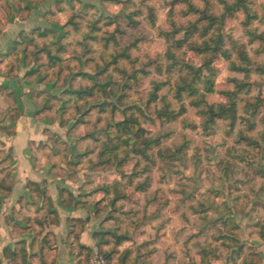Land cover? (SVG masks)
Returning a JSON list of instances; mask_svg holds the SVG:
<instances>
[{
  "label": "rangeland",
  "instance_id": "1",
  "mask_svg": "<svg viewBox=\"0 0 264 264\" xmlns=\"http://www.w3.org/2000/svg\"><path fill=\"white\" fill-rule=\"evenodd\" d=\"M172 1L19 0L21 4L28 2L37 5V21L29 31H24V35H28L27 38L35 41L41 48L44 45H49L54 50L59 46L63 47L58 52L62 58V74L58 75L57 70L53 74L54 70L49 71L47 67H43L40 72L26 78L29 71L37 69L36 65L25 68L23 72L22 79L30 83V89L33 90L31 97L36 104L47 100L50 95H56L54 102L60 109L62 103L58 97L66 89L71 73L94 74L98 68L103 67L105 60H110L115 50L120 51L134 41L138 48L129 51L131 58L120 60L117 66L111 65L100 79L111 78L115 82L112 87L116 90L123 84L124 70L127 73L142 69L149 72L147 76L139 73L138 79L129 80V85L124 86L120 92L98 94L96 98L89 99V107H85L82 112H89L91 107L96 108L86 116L88 123L74 126L79 117L72 114L74 110L65 114L66 126L62 125L64 118H60L58 113L48 114L38 120L34 115L35 121L41 124L36 129L37 141L30 145L35 155L32 158L33 165L38 168L47 164L59 176L68 174V178L79 188L77 191L87 194L98 186H110L114 180H121L129 185L125 193L132 202H126L125 211L130 213L132 223H140L132 230L135 247L128 242L121 249L131 248L133 254L139 251V264H201V259L208 250H215L217 255L209 252L207 260L211 264H264V240L258 234V225H262L264 219V173L259 172V169L264 172V104H260L257 115H252L259 95L264 99V75L257 72V66L264 64V55L256 54L258 43H250L243 26L244 16L238 14L228 19L222 31L224 49L233 55V61L239 63L238 47L245 46L254 63L250 68L249 82L253 84L251 91L237 96L239 118L235 130L229 133L227 124L219 122L205 131L207 118L197 108L190 106L192 98L188 97L184 98L187 112L181 118L171 123L159 120L156 111L162 110L166 104L170 105L171 111L179 109V103L174 99V86L180 77L187 75L185 70L179 68L171 73L167 72L170 63L165 57L168 44L158 34L159 29L169 30L167 15ZM193 1L203 8L206 0ZM208 1L219 10L218 0ZM257 7L260 15L264 16V0H259ZM183 10V5L175 9V18L179 24L187 21V18L181 16ZM30 11L25 8L23 15L17 17L26 18L25 15ZM150 11L156 19L155 27L150 22ZM134 12L139 13V16H134L139 22L135 29L128 27L125 18ZM253 29L264 34V18L254 22ZM117 30L125 32L117 34L119 45L110 42L106 46L105 39ZM38 31H48L49 34L40 37ZM181 37L182 35L177 36ZM178 54L186 63L195 67L200 66L203 61L190 51ZM21 55L24 60L22 49L16 58L9 61L10 78L19 77ZM43 55L41 64L47 62L46 54ZM14 61L17 62V68ZM22 64L24 65V61ZM159 66L162 73L158 71ZM213 66L216 69V91L219 93L208 94L206 100L210 104L227 103L226 97L220 92L233 91L235 86L231 80H245V74L232 71L229 62L222 57L215 59ZM47 73L48 77L45 76ZM153 81L166 82L167 85L160 91L162 100L148 105ZM88 85H91L88 80L79 79L75 83L76 87ZM101 104L104 106L98 107ZM18 105L14 93L0 85L2 187L14 182V148L10 141L16 136L14 123L23 116ZM130 107H138L143 111L134 109L127 114L135 113L141 127L151 133L147 138L158 143L147 150L150 159L135 154L133 141L127 148L123 141L116 139L109 142L105 136L107 121L110 118L116 122L122 121V111ZM9 108H13V111H9ZM38 110L39 105L36 112ZM96 123L98 129L95 131ZM111 132L115 133L114 127ZM86 136V140H78ZM121 136L123 139L128 137L124 132ZM142 143L143 139L138 140L136 147H141ZM117 144L120 145L115 151L117 158H127L121 167L116 164L113 153L107 151ZM183 144L187 145L185 155L178 159L171 158L170 155L176 153ZM108 157H111V162L103 165L102 162L107 161ZM74 161H79V164H73ZM106 167L110 171L101 170ZM134 172L138 175L132 177ZM146 182L149 183L147 191H138L137 187ZM0 195L4 193L0 192ZM102 196V193H96L87 199L94 200L92 206L95 208V203ZM117 216L121 219L125 217L122 213ZM104 217L106 215L102 219ZM145 217H150L151 220L141 222ZM223 220H230L228 226L223 225ZM104 228L112 229L110 223ZM217 237H222V240L216 241ZM235 237L244 248L242 256H238L237 248L228 254L222 246L223 242ZM91 256L86 264H89Z\"/></svg>",
  "mask_w": 264,
  "mask_h": 264
},
{
  "label": "trees",
  "instance_id": "2",
  "mask_svg": "<svg viewBox=\"0 0 264 264\" xmlns=\"http://www.w3.org/2000/svg\"><path fill=\"white\" fill-rule=\"evenodd\" d=\"M259 0H218L219 10H216L211 3L206 0L205 6L202 8L195 4L193 0H173L171 2V10L167 15V22L169 23V30L164 31L159 29L158 34L161 38L165 39L168 47L165 53V57L170 61L167 72L171 73L176 68L179 70H185L187 75L185 77H180V79L175 83L174 86V99L179 103V109L177 111H171L170 105L166 106L159 111H156V115L159 120L164 122H175L181 118L187 112V106L184 103V98H192L190 101V106L197 108L198 112L207 118V123L204 126L205 131L213 128L217 123L224 122L227 124L229 133H232L238 123V103L237 96L243 92L248 93L251 91L253 84L249 82L250 78V68L254 65L251 58L245 50V46H239V63L233 61V55L226 49H224V39H223V29L225 27L226 21L228 19L236 17L238 14L244 16L243 26L245 28L246 34L249 37L251 44L258 43L259 48L255 51L258 55H264V34L258 32L257 29H253V24L256 21H261L264 16L260 15V11L257 7ZM185 6V10L181 11V16L187 18L185 24H179L175 18V9L177 6ZM27 7L19 6V15H23L24 9ZM29 9V8H27ZM134 16H139L138 12L131 13L125 18L128 23V27L137 28L139 22L134 18ZM149 17L151 18V25L156 26V19L152 11H150ZM73 22L71 21V24ZM33 33V32H32ZM38 36L45 37L49 34L38 31ZM125 34L124 31L117 30L116 32L108 35L105 39L106 46L110 42H113L116 45H119V35ZM24 32H21L19 35V41H17L11 51L8 53V58H16L19 50H23L24 54V65L25 68H30L33 65L37 66V69L31 70L27 73L26 78H30L31 75L40 72L43 67H47L50 70H54L53 74L57 70V74H62V58L58 54L63 49L62 46H59L57 50L49 47V45H44L42 48L37 46L35 41L33 42L27 36L24 35ZM178 35H182L181 38H177ZM29 41V42H28ZM31 42V44H30ZM83 44V43H82ZM84 45V44H83ZM137 47V42L129 44L128 46L122 48L120 51L115 50L111 54L110 60H105L103 67L98 68V70L93 73L88 72H79L71 73V78L68 80L65 90L62 92L61 96L58 97V100L62 103L60 109H58L57 103L54 100L57 98L56 95H50V97L37 103L40 110L35 113V119L46 116L48 114H60V118H64L65 114L74 110L72 114L78 116L74 126L88 123L85 118L90 111L93 110L91 107L89 112H82L85 107H89V99L96 98L98 94L107 95L109 93L113 94L120 92L124 86H128L129 80H137L138 74L143 73L146 76L149 74L148 71L142 69L141 71L136 70L133 73H127L123 71L124 81L116 90L112 87L115 82L111 78L100 79L101 76L106 74L111 65H118L122 59H130L131 56L129 51ZM193 52L195 55L202 58V63L200 66L195 67L183 60L178 52L184 53V51ZM46 54L47 62L41 64V58ZM222 57L229 62V68L235 72H241L245 74V80L232 79L231 82L234 84L235 89L233 91H222L220 92L227 99V103L220 104H210L206 100L208 94H215L216 85V69L214 68V60ZM14 66L17 68V62H13ZM150 65L152 63L150 62ZM14 71V69H13ZM11 71V72H13ZM158 71L163 72L162 68L159 66ZM257 72L264 75V64H259L257 66ZM47 73L45 76L48 77ZM80 80H88L91 85L88 86H75V83ZM152 89L148 95L147 104H154L161 99L160 91L167 85L166 82L162 81H153ZM121 88V89H120ZM219 93V92H217ZM121 99V98H120ZM257 104L254 106V111L252 115L255 116L258 114L260 104H264V99L259 95L257 99ZM104 105H98V107H103ZM141 110L138 107H130L122 111L124 119L122 121H113V118H110L105 126L104 133L108 138L109 142L114 140H121L129 148L131 141H133L134 152L135 154L150 159L147 156V150H150L151 147L155 144H158L154 139H148L147 135L151 133L141 127L139 119L135 116V113L132 112L131 115H128L127 112L131 110ZM9 111H13V108H9ZM114 111V110H113ZM143 113V111H140ZM57 114V115H58ZM67 120L62 119V125L66 126ZM95 131L98 129V123L94 125ZM115 128V133L111 132V128ZM109 128V130H108ZM15 131V130H14ZM126 133L128 137L123 139L121 136L122 133ZM133 136V137H132ZM86 137H80L78 140H86ZM143 139L141 147H136L138 140ZM120 145H114L107 149V151L112 152V157L116 159V164L120 167L127 160L117 158L115 151L119 149ZM187 145L183 144L180 146L176 153L170 155L171 158L178 159L179 156L185 155V150ZM82 157V155L80 156ZM111 157H108L107 161H103V165L111 162ZM73 164H79V161L72 162ZM104 172L110 171L107 167L101 169ZM260 173H264L262 169H259ZM138 173L134 172L132 177L137 176ZM264 177V174L262 175ZM12 184L9 186L1 187L0 192H3L4 195H8L12 192ZM129 188V185H125L121 180H114L110 186L102 185L94 189L90 194L80 195L82 199L79 202L76 201L77 206L87 205L92 207L94 200L89 201L87 197H92L96 193H102V199L95 203V216L103 219V225L111 224L110 230H105L102 232H97L94 234V238L99 241L97 246L100 248L102 255L104 256L107 264H139L141 261V253L137 251L133 254L131 248L121 249L125 244L131 242L135 247L133 231L139 226V222L132 223L130 219V213L125 211L126 202H132L129 195L127 196L125 190ZM149 188V183L139 185L137 187L138 191L146 192ZM27 189L29 191V199L22 197L19 200L20 209H16L13 212L12 217H9V224L19 217L27 224V228H23L19 225L14 226V229L22 232L27 230H32L36 233L35 244H38L37 250L34 255H29L25 242L17 243L16 250L6 249L5 257L9 259L12 264H27L30 260H38L39 264H49L47 261V251L53 245L54 235L51 232H46L51 225L57 224L59 222L58 212L55 210L53 200L49 194L48 188L45 182L37 183L29 181L27 183ZM60 194L62 197H65L66 202L71 203L75 201V195L66 189H61ZM90 195V196H89ZM111 201V202H110ZM122 203V205H120ZM110 209V210H109ZM118 213L124 214V218L121 219L117 216ZM151 220L150 217H145L143 219ZM90 221V217L85 220L82 219H72L71 220V230L69 234V244L71 252L77 255V264H86V261L89 260L92 252V248L84 246L80 243L79 237L81 231L84 229L86 224ZM230 220H223V225L228 226ZM110 227V226H109ZM233 232V229L229 230ZM46 233V234H45ZM235 234V233H234ZM258 234L261 239L264 240V219L262 225H258ZM232 237V235H230ZM230 237V238H231ZM222 240V237H217L216 241ZM35 245L33 244L32 247ZM223 248L230 254L234 248H237L238 256H242L244 248L241 245L239 239H231V241H225L222 243ZM209 252H213L214 256L216 251L208 250L206 254L201 259V264H211V261L207 260ZM234 254V253H233ZM0 264H2L0 260ZM243 264H253L244 262Z\"/></svg>",
  "mask_w": 264,
  "mask_h": 264
},
{
  "label": "crops",
  "instance_id": "3",
  "mask_svg": "<svg viewBox=\"0 0 264 264\" xmlns=\"http://www.w3.org/2000/svg\"><path fill=\"white\" fill-rule=\"evenodd\" d=\"M26 1V0H24ZM25 6L31 11L27 13L26 18H19V6ZM37 5L31 3H22L19 0H0V85H4L12 91L18 99V108L23 111V116L14 123L16 126V136L10 141L14 148L15 166L13 171L14 182L12 183V192L8 195H0V260L2 264H12L5 257V250H16L17 243L24 241L26 250L29 255H34L38 244H35L36 233L32 230L19 232L14 226L19 225L27 228L26 222L17 217L10 224L9 217H12L14 210L20 209L19 200L22 197L29 199L27 183L29 181L42 183L45 182L49 194L53 200L55 210L59 215V222L53 224L46 232L54 235L53 245L47 251V261L49 264H77V255L71 252L69 234L71 230L72 219L85 220L90 217L80 233L79 241L82 245L94 248L99 243L94 238L97 232L105 231L103 219L95 216L94 205L89 207L77 206L80 195L87 193L77 191L79 188L68 178L67 175L59 176L49 165L44 164L42 167L35 168L32 158L35 156L31 150V143L37 141L36 129L41 123L34 119L37 110V104L31 97L30 83L24 81L22 77L25 71L23 57L21 55L19 77H9L8 53L14 44L19 41L21 32L29 31L33 23L37 21ZM24 8V7H23ZM29 84V85H28ZM40 140V139H39ZM6 142V141H4ZM7 143V142H6ZM77 188V189H76ZM61 189L71 191L76 199L71 203L65 204V197L60 194ZM46 234V233H45ZM35 245L33 248L32 245ZM27 264H39L38 260H30Z\"/></svg>",
  "mask_w": 264,
  "mask_h": 264
},
{
  "label": "built area",
  "instance_id": "4",
  "mask_svg": "<svg viewBox=\"0 0 264 264\" xmlns=\"http://www.w3.org/2000/svg\"><path fill=\"white\" fill-rule=\"evenodd\" d=\"M89 264H107L99 248L95 247L93 249Z\"/></svg>",
  "mask_w": 264,
  "mask_h": 264
}]
</instances>
